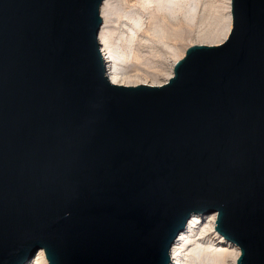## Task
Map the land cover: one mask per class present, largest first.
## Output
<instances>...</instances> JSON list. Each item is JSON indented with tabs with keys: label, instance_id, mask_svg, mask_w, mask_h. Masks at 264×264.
<instances>
[{
	"label": "water",
	"instance_id": "obj_1",
	"mask_svg": "<svg viewBox=\"0 0 264 264\" xmlns=\"http://www.w3.org/2000/svg\"><path fill=\"white\" fill-rule=\"evenodd\" d=\"M102 1L0 0V264H169L212 212L264 264V0L161 87L108 82Z\"/></svg>",
	"mask_w": 264,
	"mask_h": 264
},
{
	"label": "rangeland",
	"instance_id": "obj_2",
	"mask_svg": "<svg viewBox=\"0 0 264 264\" xmlns=\"http://www.w3.org/2000/svg\"><path fill=\"white\" fill-rule=\"evenodd\" d=\"M229 7L230 0H110L106 42L131 80L159 84L189 47L228 37ZM214 258L208 250L195 264L232 263Z\"/></svg>",
	"mask_w": 264,
	"mask_h": 264
},
{
	"label": "bare ground",
	"instance_id": "obj_3",
	"mask_svg": "<svg viewBox=\"0 0 264 264\" xmlns=\"http://www.w3.org/2000/svg\"><path fill=\"white\" fill-rule=\"evenodd\" d=\"M229 8L230 12L228 13V37L232 30L233 22L231 16V0ZM99 13L101 23L97 32L96 42L98 43V50L105 69L104 75L106 76L108 82L114 86H137L139 83L137 82L136 78H133L131 80L132 77L128 75L121 66L118 65L117 58L109 50L106 42L105 27L109 19L110 0H103L101 2ZM227 38H224L223 41L215 46L224 44ZM182 58H180V60ZM176 63L172 65L168 73V77L163 82L159 84H146L145 82L140 84L149 87H161L166 85L169 82V79L174 76V67ZM216 220V212H212L209 214H190L183 229L176 235L175 239L172 241L168 249L170 260L169 264H195L196 260L199 259V257L208 250L211 251L213 256L217 257L214 258L216 262H219L221 257L228 256L232 258L231 264H236V261L240 256V249L236 244L226 240L216 231ZM22 264H48V262L45 257L44 251L42 249H39L30 259L24 261Z\"/></svg>",
	"mask_w": 264,
	"mask_h": 264
}]
</instances>
